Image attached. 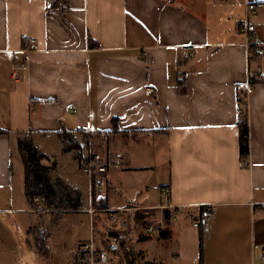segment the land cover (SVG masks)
<instances>
[{
  "label": "crops",
  "instance_id": "crops-1",
  "mask_svg": "<svg viewBox=\"0 0 264 264\" xmlns=\"http://www.w3.org/2000/svg\"><path fill=\"white\" fill-rule=\"evenodd\" d=\"M247 17L259 26L258 45L248 46L239 29ZM258 67L264 73V0H0V209L21 202L37 211L24 199L25 169L16 174L15 162L24 166L20 141L36 147L35 137L62 127L78 137L94 132L110 166L105 187L94 192L90 184L93 226L85 240L107 250L104 230L118 232L113 261L126 255L123 264H131L129 233L117 229L127 219L137 239L156 234L163 244L155 264H264ZM245 88L250 149L242 160L238 98ZM202 207L212 210L207 231L193 226ZM100 208L116 209L114 218ZM154 211L166 224L145 233Z\"/></svg>",
  "mask_w": 264,
  "mask_h": 264
},
{
  "label": "rangeland",
  "instance_id": "rangeland-1",
  "mask_svg": "<svg viewBox=\"0 0 264 264\" xmlns=\"http://www.w3.org/2000/svg\"><path fill=\"white\" fill-rule=\"evenodd\" d=\"M72 30L74 29L72 28ZM73 135L79 142V148L77 147L64 150L62 139L58 137L57 134L54 135L51 133H47L41 134L39 138L34 136V140L37 144L35 149L36 151H38L37 153L42 154L40 157L41 163L47 165V173L49 174V178L58 192H61V186L57 183V179H60L61 182L71 187H74L77 184L82 187V200L84 202V210L74 212V210L69 208H52L49 207L46 201L36 202L34 200L32 205L29 200L25 198V196L24 199L26 204H28V206L30 207H34L37 211L29 212L27 210H23L24 205L21 204V202H18V204H11L10 202H8L9 207L14 208H11V210L9 211L0 209V264H73L75 258L74 254L80 250L81 243L85 241L87 237H89L91 232L90 228L91 225L93 226V223H91L90 214L89 212H86V209L91 205L90 184L92 185V179L91 176L86 174L79 166V161L77 159L78 155L76 156V154L80 153V149H82L83 155H86L88 153V148L90 152L95 151L102 154L106 158V160L108 158L104 154V144L98 146V141L96 142L97 146L95 144L94 140L96 137V133L89 132L83 135V137H78V134L76 133H73ZM140 139L143 140V136H140ZM148 139L154 140L153 137H150ZM163 153L165 154V151H163ZM15 154H17V152ZM115 158L116 161L114 162V164L118 166L122 161L120 157ZM122 159H124V157ZM15 166L16 174L18 170V174H23L24 166L22 165V163L16 161ZM150 177L156 176L151 174ZM15 184V189L17 192H19L17 193V196L19 197L21 190L20 180L18 181L16 179ZM103 185L105 187L104 181ZM138 207L139 206H137V208ZM123 208L134 210V208H136V205ZM153 208L159 209L160 207ZM109 209L116 211V209L114 208H100L99 210L103 212L105 211L107 213ZM150 209H152V207H150ZM156 213L157 212L154 211V217L152 218L155 219V222H153L154 220H152L151 223H157L158 220L163 216L162 215L159 219H157L155 217ZM138 214L140 213L136 212V215ZM133 217L134 224H136L135 228L139 229L141 232L142 229L140 225L143 224V221L136 218L135 215H133ZM146 226L143 227L145 233L147 232ZM131 231L132 230H130L129 228V234H127L131 241L132 249L130 250L125 248L126 251L130 250L133 256L130 260L131 264L150 263L154 262L155 258L157 259V261H162V259L159 258L158 255L162 252L161 248L163 244L159 245L157 243L156 238H154L155 236H157L156 234H147L145 235L148 236L146 237L147 240H140L137 239L139 238L137 236V233H139V231ZM40 233L43 235L47 234V236H49L46 242L48 252H44V250L40 251L39 249L38 236ZM104 242H106L105 247L107 248V251L109 253V259L111 257L112 263H109L123 264L126 255H120L119 257L116 256L118 257L117 260L115 258V261H113L115 251L106 238ZM139 248H147L146 252H148L149 250V253H151V255H149V253L148 255L140 254V250L137 252ZM164 253L167 254L166 251ZM169 257L170 256H168V258Z\"/></svg>",
  "mask_w": 264,
  "mask_h": 264
},
{
  "label": "trees",
  "instance_id": "trees-1",
  "mask_svg": "<svg viewBox=\"0 0 264 264\" xmlns=\"http://www.w3.org/2000/svg\"><path fill=\"white\" fill-rule=\"evenodd\" d=\"M90 41L91 45H93V40L91 39ZM250 83L254 84L253 79H251ZM246 93L247 89L245 88L243 91L244 96L240 94L241 96L238 99L245 101ZM238 124L240 127V156L241 159L244 160L247 158L250 149L249 124L246 106H238ZM111 131L114 132L115 130ZM108 133L110 132L108 131ZM57 135L62 139L64 150L78 147L79 142L75 138L71 130L62 127L60 130L57 131ZM35 148V146H32L31 144H28L25 141H20V150L22 153L23 163L25 167V193L30 203L34 202L36 196L41 195L46 197V202L48 203L49 207L59 209L69 208L72 210L80 209L82 205L81 191L78 188L71 187L61 182L60 179H57V183L61 186V192H58V190L53 186L49 178V174L47 173V165L41 163L40 157L42 154L37 153L38 151H36ZM104 181H106V175ZM92 187L94 189V192L99 191L102 188H96L93 184ZM168 214L169 212L165 213L166 216H168ZM38 237V245L40 251L44 250V252H48L46 242L49 236H47V234L43 235L40 233ZM200 238L202 249V237ZM80 258L81 255L79 251H77L75 255V264H82ZM146 264L155 263L150 262Z\"/></svg>",
  "mask_w": 264,
  "mask_h": 264
},
{
  "label": "built area",
  "instance_id": "built-area-1",
  "mask_svg": "<svg viewBox=\"0 0 264 264\" xmlns=\"http://www.w3.org/2000/svg\"><path fill=\"white\" fill-rule=\"evenodd\" d=\"M171 2L172 0H168ZM64 9H68V6L66 4H63L62 6ZM248 11L254 13L256 11V4L249 3L248 4ZM239 29L242 31L245 35V43L248 46H253L255 44H259L258 39V30L259 26L256 22H253L250 20L249 17L243 19L239 24ZM145 59L147 62L150 61L151 57L149 54H145ZM257 75L263 76L264 73L261 69V67H258L257 69ZM251 76H254L252 73ZM250 85H252L250 83ZM238 104L242 105V100L238 99ZM87 154L82 157V169L83 171L91 176L92 184L96 188H101L103 185V181L105 180V175L108 173L110 162L109 160H106V158L98 153V152H90L87 148ZM162 193L165 195H168L170 193V188L164 187L162 189ZM36 202L38 201H46L45 196L38 195L34 199ZM161 207H170L168 204L161 205ZM112 209L108 210V215L113 218L115 213ZM176 210H173L169 216V219H175L176 218ZM212 215V210L210 208L206 207L203 208L200 211V214L197 219L193 221V226L197 228H202L204 231H207L210 228V217ZM166 224V219L164 216L158 220L157 223H151L146 226V230L148 233L150 232H158L163 230L164 226ZM129 222L127 219H122L118 230L122 232H129ZM105 235L108 242L112 245H117L121 242V237L118 232L112 231L110 229H105ZM79 253L81 255V262L83 264H97L104 263L107 264L109 261V253L106 249H101L96 245L95 238L91 237L88 240H85L81 243ZM261 259L264 261V251L261 255Z\"/></svg>",
  "mask_w": 264,
  "mask_h": 264
}]
</instances>
